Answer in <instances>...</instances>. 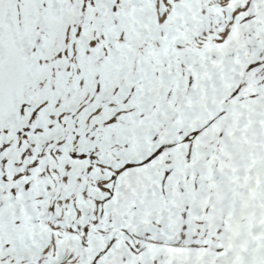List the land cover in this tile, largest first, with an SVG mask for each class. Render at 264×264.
Segmentation results:
<instances>
[{
	"label": "snow or ice",
	"instance_id": "obj_1",
	"mask_svg": "<svg viewBox=\"0 0 264 264\" xmlns=\"http://www.w3.org/2000/svg\"><path fill=\"white\" fill-rule=\"evenodd\" d=\"M0 264H264V0H0Z\"/></svg>",
	"mask_w": 264,
	"mask_h": 264
}]
</instances>
